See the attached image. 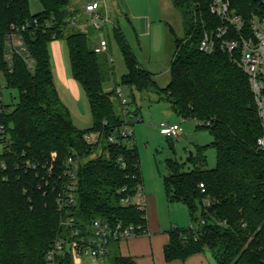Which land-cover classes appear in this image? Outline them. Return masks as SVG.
I'll use <instances>...</instances> for the list:
<instances>
[{"label":"trees","instance_id":"16d2710c","mask_svg":"<svg viewBox=\"0 0 264 264\" xmlns=\"http://www.w3.org/2000/svg\"><path fill=\"white\" fill-rule=\"evenodd\" d=\"M37 1L42 11L32 14L30 0H0V73L5 87L19 93L17 103L4 104L0 112V264H46L54 241L69 233L61 223L69 217L83 235L95 219L140 225L147 232L146 208L122 203L137 194L143 178L132 135L122 134L127 120L114 104L117 86L115 92L106 89L113 68L111 77L101 64L102 51L90 43L101 32L67 34L75 16L68 9L70 0ZM171 1L185 23L187 14L193 20L183 38L170 31L176 49L166 88L160 89L154 74L141 66L121 28H113L128 70L122 84L140 92L158 87L164 94L161 100L177 116L210 131V145L217 152L213 169L205 168L206 147L188 158L192 169L187 171L178 161L166 162L167 199L186 206L193 226L169 232L165 259L185 261L210 253L217 264H264V150L257 146L263 131L248 76L219 46L213 53L199 48L204 33L221 24L210 11L213 0ZM226 1L244 19L252 12L264 15L256 0ZM12 26L22 28L31 66L23 55L6 58V35ZM62 38L69 47L72 76L89 102V129L74 124L55 84L49 48ZM92 133L98 134L96 142L88 139ZM71 157L78 163L76 203L59 211L58 198L71 181L65 174ZM111 254L112 264H137L117 247ZM56 264H74L66 248L56 255Z\"/></svg>","mask_w":264,"mask_h":264},{"label":"rangeland","instance_id":"374dc122","mask_svg":"<svg viewBox=\"0 0 264 264\" xmlns=\"http://www.w3.org/2000/svg\"><path fill=\"white\" fill-rule=\"evenodd\" d=\"M96 0H70L69 11L76 18V25L67 27L66 33L72 31H83L91 34L99 33L91 23L88 16L83 13L86 4ZM102 3L101 12L109 22L101 29L107 50L99 52L100 61L104 71L112 77L113 81L106 86L109 92L114 87L121 88L122 95L127 99L126 117L127 129L132 131L131 143L136 146L143 178L145 193L154 200L155 205L149 201L148 217L150 224L159 221L163 229L181 230L191 227L192 221L186 206L180 202H170L167 199L164 177L169 174L167 160L173 159L184 164V170L192 169L187 163L188 158L196 156L198 149L206 147L205 156L207 163L205 168L213 169L217 166V152L210 144L213 137L207 128L198 127V122L193 119H184L177 116L169 104L161 100L164 94L160 89L166 88L171 80L170 64L175 53L174 35L183 38L188 25L192 23V14L186 15L185 23L183 16L175 8L170 0H99ZM32 14L42 11V5L37 0H30ZM83 9V10H82ZM118 26L129 43L131 49L137 56L141 66L154 74L157 84L155 91L140 92L136 87L122 84V77L127 73V66L113 36V28ZM95 33V34H96ZM100 33L94 38L97 43ZM91 46L96 48L97 44L91 39ZM52 59V70L55 84L64 104L69 108L74 124L79 129H89L93 125L92 114L86 93L77 82L71 72L69 47L66 39H58L50 44ZM108 51V52H107ZM105 52V53H104ZM111 58V60H110ZM113 68V69H112ZM112 69V70H111ZM69 80L77 84L78 92L69 85ZM0 93L5 105H14L19 99L17 90L5 87L3 73H0ZM106 87V89H107ZM115 92V91H114ZM116 110L124 117L122 102L119 104L118 96H113ZM120 105V106H119ZM162 122L179 123L182 130L178 138H169L160 133ZM91 142L98 140V134H91ZM96 157V154L83 160L88 161ZM1 169V166H0ZM143 193V190H142ZM198 223H194L197 226ZM116 248L118 244L111 243ZM211 256L210 253H206ZM109 253L108 257L111 258ZM215 261V260H214ZM213 264H217L216 262Z\"/></svg>","mask_w":264,"mask_h":264},{"label":"built area","instance_id":"2783aa9c","mask_svg":"<svg viewBox=\"0 0 264 264\" xmlns=\"http://www.w3.org/2000/svg\"><path fill=\"white\" fill-rule=\"evenodd\" d=\"M256 1L264 9V0ZM101 8V1H93L86 5L84 14L88 16L89 23L101 32L99 36L101 41L98 40L96 43V49L105 51L107 49L101 29L109 22V18L102 15ZM210 11L220 19L221 24L215 30L204 33L199 48L205 53H213L216 47L219 46L223 52L230 55L231 60L248 76L263 131L257 140V146L260 150H264V15L252 12L248 20L244 19L243 16L232 12L230 2L226 0H213L210 4ZM76 24V18H73L72 25ZM27 26H30V24L28 23L25 27ZM6 47L7 59L11 60L13 55L19 54L26 58L30 66L32 65L33 60L26 49L20 26L11 27L10 32L6 35ZM2 87L4 88V86H1L0 90ZM115 89L124 105V116H128L127 99L123 97L121 88L117 87ZM2 100V93H0V112L5 108ZM159 128L160 133L169 138H178L182 130L179 123L169 122H162ZM122 134L125 136L132 135V131L125 126ZM88 139L91 140L90 137ZM110 140L115 141L114 137H111ZM68 165L69 169L65 174L71 177V181L58 198L59 211L75 204L77 198L78 163L71 157L68 160ZM200 187L204 191V184H201ZM142 190L143 185H139L137 194L134 197L127 196L123 198L122 203L125 205L132 203L139 208H145ZM61 223L64 228L69 229V233L61 235L54 241L53 247L46 254V264H56V255L65 248L70 253L74 264H85L87 259L102 261L108 254L111 243L146 234V231L140 225L112 224L106 219L93 220L87 235H83L82 231L78 229L74 217L64 219Z\"/></svg>","mask_w":264,"mask_h":264},{"label":"crops","instance_id":"0c3cea01","mask_svg":"<svg viewBox=\"0 0 264 264\" xmlns=\"http://www.w3.org/2000/svg\"><path fill=\"white\" fill-rule=\"evenodd\" d=\"M172 7L174 9L173 4ZM87 22L89 23V18ZM98 40L101 41V39L97 38V42ZM95 43L96 40H94V46ZM68 82L69 85L72 87V89L74 88L75 92L77 93L78 92L77 84L74 83L72 80H69ZM107 90H109L108 87ZM145 191L146 188L143 185V199L145 201V208L147 212V232L146 234L139 235L135 238L118 242L117 243L118 252L122 256L132 257L137 262V264H213L215 263L216 261H214L212 256H207V254L205 253L193 255L185 261H181V260H177L173 262L166 261L164 249L170 240V235H169L170 231H168L167 229H163L159 221L155 222L154 224L152 223L150 224L147 207L149 201H151V203L155 205L154 202L155 198L154 200L151 199V197H149V195L147 194V192L145 193ZM191 225L193 226V224ZM109 253H112L111 245L109 247L108 254ZM108 254L102 259V261H98V260L94 261L93 259H87L85 264H112L110 261V257H108Z\"/></svg>","mask_w":264,"mask_h":264}]
</instances>
